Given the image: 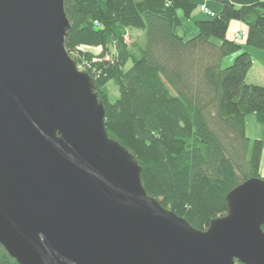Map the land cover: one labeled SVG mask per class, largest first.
Instances as JSON below:
<instances>
[{
  "label": "water",
  "instance_id": "95a60500",
  "mask_svg": "<svg viewBox=\"0 0 264 264\" xmlns=\"http://www.w3.org/2000/svg\"><path fill=\"white\" fill-rule=\"evenodd\" d=\"M67 0H0V245L17 264H264V179L197 230L151 197L70 57Z\"/></svg>",
  "mask_w": 264,
  "mask_h": 264
},
{
  "label": "trees",
  "instance_id": "16d2710c",
  "mask_svg": "<svg viewBox=\"0 0 264 264\" xmlns=\"http://www.w3.org/2000/svg\"><path fill=\"white\" fill-rule=\"evenodd\" d=\"M199 1L222 9L196 21ZM65 3L72 25L65 47L96 80L106 131L143 167L151 197L206 230L228 214L230 191L264 179V142L246 133L250 115L264 125V87L246 82L255 56L245 52L223 68L225 57L243 49L227 39L233 21L247 28L248 46L264 51V0ZM182 18L197 31L189 40ZM129 30L144 32L136 53L126 40ZM109 84L118 89L116 102L109 99ZM0 264H17L1 245Z\"/></svg>",
  "mask_w": 264,
  "mask_h": 264
},
{
  "label": "rangeland",
  "instance_id": "374dc122",
  "mask_svg": "<svg viewBox=\"0 0 264 264\" xmlns=\"http://www.w3.org/2000/svg\"><path fill=\"white\" fill-rule=\"evenodd\" d=\"M198 7L195 8V10L193 11V19L196 21H204V20H208V15L207 13H214L216 14L219 13L221 11V6L217 3L214 2H202L199 1L197 2ZM204 7V9H203ZM180 15L182 16L183 14L180 13ZM182 25L181 28L185 29V31H187L186 33V39L189 40L190 38H193L194 36L197 35V31L195 30V26L194 23L190 20L184 19L182 18ZM237 23L238 28H235V24ZM240 27L244 28V31H247V28L240 22L238 21H233L232 24L229 27V31L227 34V39L230 41H234V36L236 35V33H242L244 31H242L241 29H239ZM127 36H126V40L127 43L130 45V49L136 53V49L140 46L143 45L144 46V42H143V36H144V32H141L139 30H129L127 32ZM145 41V39H144ZM238 43L243 47V49H241V51L239 52H235L234 54H231L230 56H227L224 58V64H223V68H227L230 67L234 64V60L241 54L245 53V52H250L252 53L255 57V64L253 66V68L250 70L251 72L249 73L246 82L248 84H253V85H259V86H263L264 87V51H262L261 49H257V48H253L247 45V38L244 37L243 40L238 41ZM82 69V68H81ZM83 70V69H82ZM108 88V95H109V99L112 102H116L118 97H119V92L118 89L115 88L113 86V84H109L107 86ZM246 126H247V137H250L252 140H262L264 142V125L258 124L256 121V117L255 115H250L248 116L247 120H246ZM263 160H262V171H264V153H263Z\"/></svg>",
  "mask_w": 264,
  "mask_h": 264
},
{
  "label": "built area",
  "instance_id": "2783aa9c",
  "mask_svg": "<svg viewBox=\"0 0 264 264\" xmlns=\"http://www.w3.org/2000/svg\"><path fill=\"white\" fill-rule=\"evenodd\" d=\"M203 9H204V7H203ZM207 15L209 16V17H211V16H214V13H207ZM246 36V32L244 31V32H242V33H236V35L234 36V38L236 39V40H238V41H241V40H243V38Z\"/></svg>",
  "mask_w": 264,
  "mask_h": 264
},
{
  "label": "crops",
  "instance_id": "0c3cea01",
  "mask_svg": "<svg viewBox=\"0 0 264 264\" xmlns=\"http://www.w3.org/2000/svg\"><path fill=\"white\" fill-rule=\"evenodd\" d=\"M217 13V12H216ZM235 24V28H238V25H237V23H234ZM243 26V25H242ZM239 29H241L242 31H244V28L243 27H240ZM184 32H185V34L187 33V31H185V29H184Z\"/></svg>",
  "mask_w": 264,
  "mask_h": 264
}]
</instances>
